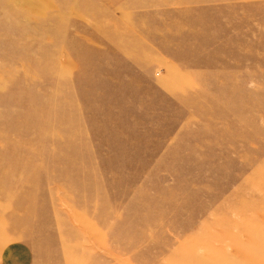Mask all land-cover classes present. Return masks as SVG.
Returning a JSON list of instances; mask_svg holds the SVG:
<instances>
[{
	"label": "rangeland",
	"instance_id": "374dc122",
	"mask_svg": "<svg viewBox=\"0 0 264 264\" xmlns=\"http://www.w3.org/2000/svg\"><path fill=\"white\" fill-rule=\"evenodd\" d=\"M34 264H264V0H0V250Z\"/></svg>",
	"mask_w": 264,
	"mask_h": 264
},
{
	"label": "crops",
	"instance_id": "0c3cea01",
	"mask_svg": "<svg viewBox=\"0 0 264 264\" xmlns=\"http://www.w3.org/2000/svg\"><path fill=\"white\" fill-rule=\"evenodd\" d=\"M35 254L31 244L15 241L0 250V264H34Z\"/></svg>",
	"mask_w": 264,
	"mask_h": 264
}]
</instances>
